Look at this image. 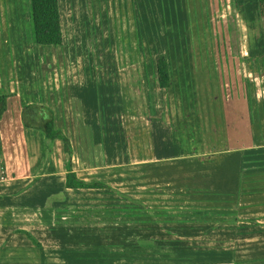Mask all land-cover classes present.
I'll return each mask as SVG.
<instances>
[{
  "label": "rangeland",
  "instance_id": "rangeland-1",
  "mask_svg": "<svg viewBox=\"0 0 264 264\" xmlns=\"http://www.w3.org/2000/svg\"><path fill=\"white\" fill-rule=\"evenodd\" d=\"M90 1L102 7L92 18L97 24L95 29L87 31L93 22L90 17L84 28L82 14L70 21V28L78 27L85 37L79 48L71 51L73 46L68 47V53L75 52L76 59L69 55V61L63 62V48L32 43L38 56L50 55V64L37 63L34 57L33 64L22 66L24 72L27 67L46 72L44 86H51L52 98L60 100L70 82L83 78L84 71H91L83 57H93L100 90L98 93L94 88V92L100 101H110L116 108L107 119L100 105L98 134L87 131L89 141H75L76 153L72 149V155L86 168L80 174L104 181L109 188L68 193L66 217L58 218L60 222L55 225L56 231L65 236L63 242L77 248L109 249L116 253L112 257L135 263L264 264L254 261L264 256V214L253 213L254 190H246V204L237 212L236 206L225 204V200H235L234 194L227 193L223 199L225 191L215 184L202 193L188 192L186 187L174 191L157 168L167 170L175 161H183L163 156L147 159L149 154L140 157L137 150L147 145L148 137L140 134L154 133L163 142L165 137L180 140L179 157L196 152L207 162L205 159L213 154L231 148L224 137L221 142L215 135H208L210 128H219L233 113L239 116V100L245 97L258 124L255 137L259 140L246 148L253 150L254 157L250 158L258 156L255 160L260 161L245 167L264 168V17L259 15L257 0H139L137 13L132 16L135 23H122L123 28L129 25L127 31H120L117 25L114 30L113 23L117 24L119 17L123 20L124 15L116 11L111 14L109 0ZM12 2L18 10L25 9V0ZM8 3L10 0H4L5 7L12 8ZM125 16L131 21L130 12ZM0 18L1 23L2 15ZM20 53L25 55L22 50ZM158 53L168 58L169 88H160L156 83ZM12 55L11 47H0L1 89L22 85L33 88L42 81H20L18 61L10 71L8 56ZM88 82L86 86L91 87ZM209 112L213 113L210 118ZM231 129L223 126L226 137L232 136ZM240 129L244 130L242 126ZM147 242L151 244L142 245Z\"/></svg>",
  "mask_w": 264,
  "mask_h": 264
},
{
  "label": "crops",
  "instance_id": "crops-1",
  "mask_svg": "<svg viewBox=\"0 0 264 264\" xmlns=\"http://www.w3.org/2000/svg\"><path fill=\"white\" fill-rule=\"evenodd\" d=\"M137 1L139 2V0H109L110 9H112L111 14H115L116 11L119 16L124 15L123 20L119 17L118 23H113L114 30H116L117 25L120 31H127L130 29L129 25H124L123 28L122 23H135L132 16L137 13ZM27 2L29 4V0H25V9L18 10L19 8L15 6V2L11 4L10 0L8 5L11 4L12 8H9L5 7L4 0H2V9H0V16L2 15L0 33L3 36L0 38V47L12 48L13 55L12 57L8 56L10 71L12 64L18 61L20 81H22V78L42 80L39 84H33L35 85L33 88H25L24 85L17 89L0 88V91L12 94L8 99L7 109L0 119V160L5 163L8 176L4 182H0V264H147L112 257L116 253L109 251V249L105 250L98 247L84 249L66 245V242L62 240L65 236L55 229L57 228L55 225L60 222L57 219L66 217L64 213L67 212L68 193L84 189L74 190L65 187L67 154L63 150L62 141L55 139L49 148L43 132L38 129L25 128L20 119L22 106L27 103H42L51 108L55 115V126L61 129L69 138L73 154L76 153L75 141L77 139L81 138L79 140L81 142L89 141L87 131H92V134H94L95 130L98 134L99 122L97 121L102 115L100 105L103 106L102 110L104 109L106 112L107 119L112 117L110 111L116 110V108L114 109L109 104L110 101L104 103L100 101L99 95L97 96L94 92V88L98 93L100 90L93 72L94 58L88 55L83 57V61L87 59V67L89 69V66H91V71H84L83 78L70 82L65 89V97L60 98V100L57 97L52 98L51 94L54 93L49 92L51 86H44L47 79L46 72L40 70L36 72L34 68L29 69L30 67H27L26 72L23 71L22 66L33 64L34 57L38 59L37 63L42 62V64L47 63L49 65V61H51L50 55L40 57L37 54L38 52L36 53V50L34 52L31 48L32 43L35 44V42L34 37L30 34V32L33 34V29ZM98 5L96 3L94 5L90 0H59L64 37L63 45L59 47L65 50L64 56L60 55L63 62L67 63L69 61V55L70 58L76 55L75 52L68 53V47L71 45L73 46L71 51L75 50L85 38L81 32H78L80 31V29H77L78 27L70 28V21L73 22L74 17L77 19L82 14L84 16L82 22L84 28H86V23H88L86 18L90 17L92 19L93 15L99 14V8L102 7L98 8ZM94 6H97L96 9L90 11V8H94ZM129 12L131 21H128L125 16ZM23 14H27V16L24 18ZM92 21V24L87 26V31L95 29L94 26L97 24L94 23L93 19ZM113 21H115L114 17ZM83 31L86 32L85 29ZM68 39H71V41L69 42ZM66 43L69 44L67 47ZM28 47L29 49H27ZM39 47L45 48L48 46ZM21 50L25 53L23 57L20 53ZM65 57L68 59L64 61ZM73 58L76 59V56ZM88 80L91 81L88 82ZM87 82L91 84V87L86 86ZM67 83L68 81L66 85ZM45 84L47 83L45 82ZM239 104V116H234V113L229 115L228 122H225V124L222 122V125L217 129L210 128L211 131L208 133L211 136L215 135L214 137L218 140L221 139V142H223L224 137L227 146H231V148L213 154L211 158L205 159L207 162H203V158H200L202 156H198L196 152L195 154L179 157L182 149L179 145L180 140L178 141L176 138L167 140L165 137V142H163L161 136L154 135V133L145 134L142 132L140 136L143 138L148 137L146 140L147 145L145 148L143 147L144 149L141 146L140 150H137L140 157L149 154L147 159L154 158L158 160L160 156H163L183 161L181 163L175 161V165L167 170L157 168L161 170L163 181L169 180L171 182L166 184L174 191L181 192L186 187L188 192H206V190H211L213 184H215L220 191H225L223 199H225L227 193H231L230 196L234 194L235 200L233 199L230 203L225 200V204L236 206L235 210L237 212V210H242L241 207L246 204L245 198L249 195L245 196L247 194L246 190H254L251 194L256 196L253 198L251 208L253 213L261 215V213L264 214V168L253 166L247 169L245 167L246 164L257 165L260 163V161L255 160L258 156L256 158L249 157L253 156V150L246 148L253 141L258 143L259 140L257 141L255 137L258 133V124L253 119L251 105L247 99L241 97ZM128 111L133 112L131 108ZM127 113L126 116H128ZM212 115L213 113L209 112V118ZM236 122H239V124L237 125ZM223 126L225 128L234 126L237 134L226 137ZM240 126L244 128L243 131ZM144 130H139V132ZM195 130L193 128V132H195L194 139H196ZM159 133L162 134L161 131ZM216 134H219V136ZM163 145H165V149L161 148ZM191 148H196V146H191ZM158 149H160L159 152ZM153 154L155 155L153 156ZM246 160H250V162H246ZM72 167L79 178L86 181H100L80 174L86 168L75 161L74 155H72ZM256 171H258L257 174H252ZM23 231L29 232L40 243V246L34 244ZM255 249L260 250L258 247H255ZM121 255L119 254V256ZM262 259H264V256H258L254 261L260 260L262 262L264 261Z\"/></svg>",
  "mask_w": 264,
  "mask_h": 264
},
{
  "label": "trees",
  "instance_id": "trees-1",
  "mask_svg": "<svg viewBox=\"0 0 264 264\" xmlns=\"http://www.w3.org/2000/svg\"><path fill=\"white\" fill-rule=\"evenodd\" d=\"M257 3L259 15L264 17V0H257ZM29 9L35 44L38 46L54 47L63 45L64 37L60 18L59 0H29ZM155 77L160 88H169L171 84L170 70L168 58L165 53H158L155 56ZM11 95V93L0 91V119L7 109L8 99ZM20 119L25 128L38 129L43 132L49 148L55 139L62 141L63 150L67 154L64 181L67 189L109 188L102 181H86L77 176L72 167V146L70 140L61 129L55 126V115L51 108L40 103L24 104L20 111ZM229 128L233 129H231L232 135L237 134L234 126H230ZM23 232L34 244L40 246V243L29 232ZM148 244L150 245L151 243L147 242V244L142 245Z\"/></svg>",
  "mask_w": 264,
  "mask_h": 264
},
{
  "label": "built area",
  "instance_id": "built-area-1",
  "mask_svg": "<svg viewBox=\"0 0 264 264\" xmlns=\"http://www.w3.org/2000/svg\"><path fill=\"white\" fill-rule=\"evenodd\" d=\"M7 170L5 164L0 160V182H4L7 179Z\"/></svg>",
  "mask_w": 264,
  "mask_h": 264
}]
</instances>
